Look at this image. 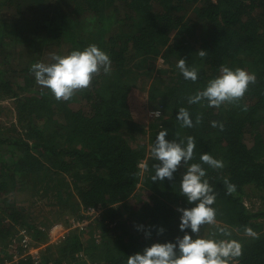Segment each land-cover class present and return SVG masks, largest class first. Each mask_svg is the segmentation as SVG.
<instances>
[{
  "label": "trees",
  "instance_id": "1",
  "mask_svg": "<svg viewBox=\"0 0 264 264\" xmlns=\"http://www.w3.org/2000/svg\"><path fill=\"white\" fill-rule=\"evenodd\" d=\"M92 43L109 55V73L95 75L68 100L36 83L31 64ZM22 49L32 52L25 66L17 57ZM180 58L197 69L196 81L183 78ZM222 66L252 72L255 82L218 107L189 103ZM4 98L14 104L17 123L0 125V264H34L11 262L19 228L44 245L38 264H126L127 255L153 240L182 235L176 208L189 206L179 188L187 165L172 180L151 179L157 161L148 148L161 128L168 129L166 139L194 138L188 163H201L216 193L217 223L202 225L198 235L226 226L242 245L234 264H264V132L258 131L264 126V0H0ZM182 107L191 127L176 119ZM143 108L153 112L147 125ZM202 153L224 166H208ZM248 186L259 193V208L246 205ZM20 192L25 199L18 200ZM48 206L74 215L91 206L99 215L84 231L48 244L53 219L34 222ZM134 222L161 226L164 234L145 239Z\"/></svg>",
  "mask_w": 264,
  "mask_h": 264
},
{
  "label": "clouds",
  "instance_id": "2",
  "mask_svg": "<svg viewBox=\"0 0 264 264\" xmlns=\"http://www.w3.org/2000/svg\"><path fill=\"white\" fill-rule=\"evenodd\" d=\"M198 55L206 52L200 50ZM109 55L96 44H88L73 49L66 54H53L50 62H36L30 65V72L38 85L57 100L70 99L77 90L89 86L95 75L111 71ZM176 67L186 80L196 81L197 69L186 64L185 59H177ZM256 76L242 68L222 66L219 74L210 78L204 87L188 98L189 103L206 101L209 106H220L224 102L238 100L246 92L249 84L254 83ZM155 116H159L157 111ZM176 119L186 127L192 126V119L187 109L180 108ZM216 126L215 121L212 122ZM222 127V125H221ZM168 129L161 128L151 144V155L157 163L152 165L153 182L164 179L172 180L178 167L187 165L181 174L179 188L189 206L177 207V235L171 240H153L141 250L127 255L126 264H234L242 253V245L230 238L231 233L226 226L217 227L216 234L198 235L202 225L216 224L215 203L216 193L206 179V171L201 163H188L193 158L194 138L185 140L166 139ZM200 161L212 168H222L223 161L208 153L200 155ZM147 169V165H144ZM227 192L235 191V185L225 180ZM135 231L145 239H151L153 233L160 236L165 229L158 225L133 223ZM247 235L255 237L250 227L245 228ZM218 234V235H217Z\"/></svg>",
  "mask_w": 264,
  "mask_h": 264
},
{
  "label": "rangeland",
  "instance_id": "3",
  "mask_svg": "<svg viewBox=\"0 0 264 264\" xmlns=\"http://www.w3.org/2000/svg\"><path fill=\"white\" fill-rule=\"evenodd\" d=\"M91 25H93V23ZM46 53H49V52H46ZM50 53L52 54L53 52H50ZM30 54H32L31 51L24 50V49H22L19 52L17 57H18V60L22 63V65H24V66L26 65L25 61L29 60ZM27 56H28V58H27ZM42 59H44V57H42ZM49 59L50 58H45V63H47ZM143 112H144V116L142 117V119L145 122L143 124L147 125L146 123H148L149 114H148V112H146L145 108H143ZM12 123H15V124L17 123V114H16V111L14 109V104L8 98L0 99V125H1V127L8 128L11 126ZM258 131L260 133H263L264 132V126L259 125ZM148 149H150V146ZM138 187H140V186H138ZM245 193L247 195L245 197V200H244L246 205H248V207L259 208V206H260V200L258 198L259 193L257 191H255L252 187H249V186L245 187ZM23 199H25V196L20 192L18 200H23ZM45 209L46 210L43 213H41L35 217V219H34L35 223H38V221L41 220L42 218H46L48 220L53 219L54 223L56 222V219L57 220L61 219L64 223L67 219V223L66 224L63 223L64 225L62 224L58 228L56 227V225L55 226L51 225L48 228L47 237L52 236V239L57 238L59 236L61 239L62 237L66 236L69 232L67 233V230L64 228H66L68 226V223L71 219L78 220L79 219L78 217H79V215L81 216V211L83 210V208L80 207L81 210L79 212V215H78V213H77V215H74V214L68 212L69 210L66 207H52V208H50L48 206ZM53 211L55 212V214L51 213ZM42 216H45V217H42ZM54 227H56V228H54ZM61 233H63L62 236H61ZM87 238H88L87 234L84 235L83 239L81 237L82 240H86ZM56 241H58V240H56Z\"/></svg>",
  "mask_w": 264,
  "mask_h": 264
},
{
  "label": "built area",
  "instance_id": "4",
  "mask_svg": "<svg viewBox=\"0 0 264 264\" xmlns=\"http://www.w3.org/2000/svg\"><path fill=\"white\" fill-rule=\"evenodd\" d=\"M152 114L153 112H149V116H152ZM98 215H99V210L97 208L91 206L87 208H83V210L81 211L82 218L78 220L71 219L68 223V226L64 229L67 230V233L73 230L84 231L88 226V224L92 223V221L96 217H98ZM62 235L63 233H61V236ZM61 239L60 236L53 239L52 236L51 237L49 236L48 244L49 243L58 244ZM12 243L18 245V251L13 254L11 262H17L20 259L30 258L34 264L39 263L40 255L44 248V245L37 244L33 240L30 230L28 228H19L15 237L12 239Z\"/></svg>",
  "mask_w": 264,
  "mask_h": 264
},
{
  "label": "crops",
  "instance_id": "5",
  "mask_svg": "<svg viewBox=\"0 0 264 264\" xmlns=\"http://www.w3.org/2000/svg\"><path fill=\"white\" fill-rule=\"evenodd\" d=\"M53 222H54V221H53ZM62 224H63V222H61V221H59V220L56 219V222L53 223L52 225H53V226L56 225V227L58 228V227H60ZM56 227H54V228H56Z\"/></svg>",
  "mask_w": 264,
  "mask_h": 264
}]
</instances>
